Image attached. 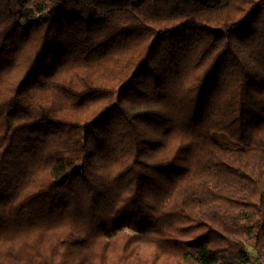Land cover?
Returning <instances> with one entry per match:
<instances>
[{"label":"trees","instance_id":"1","mask_svg":"<svg viewBox=\"0 0 264 264\" xmlns=\"http://www.w3.org/2000/svg\"><path fill=\"white\" fill-rule=\"evenodd\" d=\"M0 264H264V0H0Z\"/></svg>","mask_w":264,"mask_h":264}]
</instances>
